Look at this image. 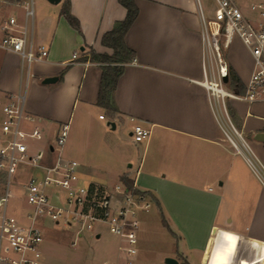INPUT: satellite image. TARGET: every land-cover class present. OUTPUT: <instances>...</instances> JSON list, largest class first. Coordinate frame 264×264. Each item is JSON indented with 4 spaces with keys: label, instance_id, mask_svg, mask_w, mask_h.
<instances>
[{
    "label": "crops",
    "instance_id": "obj_1",
    "mask_svg": "<svg viewBox=\"0 0 264 264\" xmlns=\"http://www.w3.org/2000/svg\"><path fill=\"white\" fill-rule=\"evenodd\" d=\"M23 1L0 0L2 121L3 105L21 96L27 112L43 120L46 137L39 149L52 160L48 142L59 124L70 127L76 113L81 131L87 133V166L79 162L80 171L92 186L109 190L127 176L136 188L150 191L161 204L177 236L170 233L172 250L160 255V264H169L168 258L179 264H227L236 257L252 261L264 256V187L255 182L245 158L226 139L207 90L198 83L204 76V53L197 0H136L140 12L125 37L136 57L125 65L118 80L113 116L97 104L103 70L89 55L92 49L113 52L102 44V36L126 17L127 9L119 0H34L32 21ZM236 1L247 9L256 0ZM67 6L79 21V30L63 13ZM11 17L28 28L36 44L49 47L48 58L33 63L29 77L20 55L1 46L4 26ZM75 52L79 58L72 61ZM229 67L245 83L254 64L229 62ZM47 76H59V80L43 84ZM228 102L234 121L264 162V142L254 138L264 132V102ZM101 114L106 117L100 118ZM136 123L151 129L145 142L136 143L131 136ZM32 126L26 123L27 128ZM145 197L159 210L150 196ZM30 213L31 208H22L12 215L24 225L35 222L40 226ZM139 219L137 254L128 258L122 253L119 238L110 262L137 264L142 249H153L155 241L145 236V220L140 214ZM211 237L213 245L206 253ZM99 238L100 227L87 232L88 241ZM41 251L43 264H65L58 242L50 245L44 238ZM258 264H264V257Z\"/></svg>",
    "mask_w": 264,
    "mask_h": 264
},
{
    "label": "built area",
    "instance_id": "obj_2",
    "mask_svg": "<svg viewBox=\"0 0 264 264\" xmlns=\"http://www.w3.org/2000/svg\"><path fill=\"white\" fill-rule=\"evenodd\" d=\"M197 2L201 10L204 53V76L198 83L207 90L226 139L236 153L245 158L264 187V162L242 130L234 124L227 106L229 99L246 100L250 103L264 102V0H256L250 4L249 10L253 13V18L246 14L243 6L236 0H214L211 16H206L200 0ZM23 4L26 6L27 18L33 21L34 0H24ZM4 30L1 46L20 55L22 68H26L29 77L32 64L48 58L49 47L36 44L28 28L19 26L15 17L8 19ZM236 37L248 48L254 61L250 78L244 83V94L225 87L230 81V67L225 50ZM78 58L79 52H75L72 61ZM225 76H229L228 82L224 81ZM3 112L0 173L6 177L7 189L0 196V262L43 264L42 228L35 222L24 225L16 216L8 213V201L13 196L10 189L12 177L20 163H27L34 168L26 194L28 203L33 207L29 214L33 221L40 216L49 218L55 224L74 226L76 238H80L86 231H95L98 223H106L110 232L121 238L124 243L121 249L126 256H135L139 244V214L148 210L151 202L124 183L118 184L114 192L92 186L81 174L79 161L68 159L62 154L69 135L68 123L59 124L52 141L48 142L47 151L57 153L50 160L43 149L30 151L28 139H45L46 129L42 125V118L27 112L23 98L19 96L18 99L5 103ZM105 117L104 114L100 115V118ZM27 122L33 126L27 128ZM131 136L136 143L145 142L151 136V129L142 123H136ZM263 257L252 261L236 257L229 259L227 264H242L243 261L258 264ZM123 264L132 263L128 261Z\"/></svg>",
    "mask_w": 264,
    "mask_h": 264
},
{
    "label": "rangeland",
    "instance_id": "obj_3",
    "mask_svg": "<svg viewBox=\"0 0 264 264\" xmlns=\"http://www.w3.org/2000/svg\"><path fill=\"white\" fill-rule=\"evenodd\" d=\"M202 8L206 16H211L213 13L214 0H200ZM36 3V1H35ZM246 14L250 17H254L253 13L249 8L245 9ZM9 19V18H8ZM228 62L231 64H254L253 58L248 48L243 44L239 38H235L232 44L225 50ZM252 58V60H251ZM225 87L229 90L234 91L230 83L225 84ZM101 110L97 109V112ZM77 112V111H76ZM234 124L239 128L238 124L232 118ZM103 122L106 124L108 119H104ZM56 125H53L55 127ZM108 126V125H107ZM51 128L48 129V132ZM118 132V130L116 131ZM2 135V119L0 118V136ZM252 145V142L248 140ZM30 151L35 152L37 149L44 146L43 140L39 139H28ZM252 148L260 157L258 152L252 145ZM64 157H72L77 159L81 164L87 166V133L81 131L80 123L78 121V115L73 116L69 127V135L67 142L63 147ZM57 153L53 154L55 158ZM261 158V157H260ZM248 168L253 175V179L260 186L262 182L257 175ZM34 174V168L27 163H20L18 165L15 175L12 177L10 189L13 192V196L8 201V213L18 214L22 208H31L27 201V186L29 181ZM7 189V180L4 174L0 173V193L4 194ZM111 192L115 191V188L110 186ZM141 219L145 220V236H149L148 239L155 241L152 244L153 249L147 250L142 249L138 254L137 264H160L159 257L161 254L168 250H172V239L170 238V232L167 227L163 224L161 214L157 207L152 204L149 211L140 212ZM40 227L43 229L44 238L51 245L52 241L58 242L60 249L63 250L65 256V264H106L113 259L114 254L117 252V245L119 236L110 232L106 223H98L96 226L100 227L101 238L96 240H87V232H94V230L86 231L82 238H76L75 227L65 226L63 224H55L52 220L47 217H40ZM169 237V238H168ZM122 244H124L122 242ZM147 244L144 247L147 248ZM122 250V249H121ZM122 253L125 252L122 250ZM192 260L196 263L198 260L196 256H192Z\"/></svg>",
    "mask_w": 264,
    "mask_h": 264
},
{
    "label": "trees",
    "instance_id": "obj_4",
    "mask_svg": "<svg viewBox=\"0 0 264 264\" xmlns=\"http://www.w3.org/2000/svg\"><path fill=\"white\" fill-rule=\"evenodd\" d=\"M119 2L127 9L126 17L123 20L117 21L114 27L104 33L102 36V44L112 48L113 52L111 54L99 53L92 49L89 55V58L92 61L101 64L103 70L97 104L103 107L111 116H113L117 110V106L114 101V93L118 80L125 70V65L133 61L136 57L135 51L127 45L125 37L140 12L136 0H119ZM63 13L71 25L79 30V21L70 14L68 6L63 10ZM229 83L237 93L244 94L245 85L239 75L231 67ZM227 106L231 117L234 118V110L228 101ZM121 181L129 189H133L136 193L143 196H150L159 206L163 224L167 227L172 235L177 236L168 223L161 204L150 191H142L136 188L134 181L127 176H123Z\"/></svg>",
    "mask_w": 264,
    "mask_h": 264
},
{
    "label": "water",
    "instance_id": "obj_5",
    "mask_svg": "<svg viewBox=\"0 0 264 264\" xmlns=\"http://www.w3.org/2000/svg\"><path fill=\"white\" fill-rule=\"evenodd\" d=\"M50 2H59L60 0H49ZM59 80V76H47L45 77L42 82L43 84H52V83H56L57 81ZM229 80V76H225L224 77V81L225 82H228ZM113 126H115V123H113ZM255 140H258V141H263L264 142V132H258L255 134L254 136ZM216 232V227L213 228L212 230V235H214ZM212 245H213V237H211L210 241H209V244L207 246V250H206V253H210L211 251V248H212ZM167 262L169 264H179V262L175 259V258H168L167 259Z\"/></svg>",
    "mask_w": 264,
    "mask_h": 264
}]
</instances>
